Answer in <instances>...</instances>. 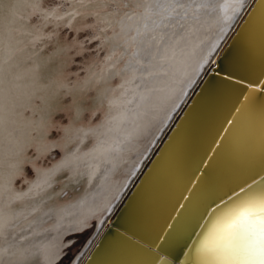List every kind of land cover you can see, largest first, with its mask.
I'll return each mask as SVG.
<instances>
[{"label": "bare ground", "instance_id": "1", "mask_svg": "<svg viewBox=\"0 0 264 264\" xmlns=\"http://www.w3.org/2000/svg\"><path fill=\"white\" fill-rule=\"evenodd\" d=\"M134 2V7L137 9L128 15L118 19L110 16L109 13L101 16L105 27L109 28L115 22L116 29L110 36H106L110 42V52H106L108 57L104 58L107 62L100 69L89 71L84 83L89 86L95 84L101 86L98 90L101 92L106 109L102 121L100 119V123L90 128H85L86 126L79 128L77 145H74L75 140L65 141L59 162H54L55 164L49 169H35V178L29 181L26 189L17 190L12 187L4 199L5 203L10 205L29 200L41 192L36 181H49L48 187H50L57 178V173L62 170L68 171L70 183L79 186L84 183V191L88 184L86 175L90 174L86 172L90 168L98 170L104 162L108 163V160L112 159L116 162L115 154L120 155L118 158L124 164L121 178L116 180L101 200L94 201L83 212H70L74 199L56 206L45 203L34 208L26 207L14 211L10 218L19 220L15 234L17 243L14 244L20 245L21 241L31 243L35 251L26 257L10 254L4 248L0 237V264H56L66 245L65 238H62L64 235L81 232L92 222L102 219L141 163L156 135L171 119L170 116L174 114V109L183 98L186 89L198 76L199 67L205 60L206 54L226 36L228 33L225 34L226 29L232 28L238 12V4L242 0H218L214 14L212 9L211 11L207 9L212 4L210 0H134ZM16 14L13 11L0 28V45H2L0 145L5 133L10 131L29 134V128L37 124L35 128L39 133V123L42 119V116L34 121L22 117L12 127L1 122L4 113L22 110L36 88L35 84L38 83L34 77L36 61L33 65H22L21 58L26 55L24 53L28 54L30 49L23 50L24 46H22L19 49L22 50L20 56L13 55L16 50L14 44L16 40L11 25L17 18H22H16ZM38 37L36 38L39 40ZM118 47L120 51L114 55L113 52ZM123 55L125 58L118 67L117 60ZM114 74L119 75L115 86L107 83ZM104 89H107L106 93ZM89 140L90 143L86 145ZM27 141L28 139L24 144ZM79 142L84 148L86 147V150L70 155L68 148H72L71 151L75 150L80 147ZM75 201H78V198ZM99 202H102L100 210L90 211L91 207ZM7 213L9 212H4L3 216ZM261 221H264V196L244 202L220 217L211 226L202 245V255L207 263L264 264V259L260 258L264 255L259 231Z\"/></svg>", "mask_w": 264, "mask_h": 264}, {"label": "water", "instance_id": "2", "mask_svg": "<svg viewBox=\"0 0 264 264\" xmlns=\"http://www.w3.org/2000/svg\"><path fill=\"white\" fill-rule=\"evenodd\" d=\"M232 24L71 264H208L213 223L264 196V0Z\"/></svg>", "mask_w": 264, "mask_h": 264}, {"label": "rangeland", "instance_id": "3", "mask_svg": "<svg viewBox=\"0 0 264 264\" xmlns=\"http://www.w3.org/2000/svg\"><path fill=\"white\" fill-rule=\"evenodd\" d=\"M24 1L0 0V28L13 11L17 13L16 18L22 17L17 18L11 25L14 30V40H16L14 41L16 50L13 55L20 56L19 53L22 50L19 49L22 46H24V48L22 47L23 50L27 48L32 50H29L28 54L24 53L26 55L21 58L22 65H33L36 61L34 77L38 83L35 84L36 88L22 110L4 113L1 122L12 127L22 117L34 121L42 116V119L39 123L40 134L36 132V124L29 128V134L23 135L20 132L10 131L5 133L2 138L0 145V215H2L0 216V237L4 243V248L10 254L26 257L33 254L35 249L31 243L24 241H21L22 243L17 244V246L14 244L17 243L15 234L18 230L17 222L19 221L17 218H10L14 211L26 209V207L27 209L34 208L42 204L45 205V203L56 206L74 199L70 212H83L94 201L101 200L104 194L113 187L116 180L121 178L124 164L118 158L120 155L115 154L116 162L111 159L108 160V163L107 161L104 162L101 165L102 168L101 166L98 170L90 168L86 172L87 174L90 173L86 175L89 185H86L84 191V183L80 186L70 183L68 171L62 170L57 173V178L50 187H48L49 181H36L41 192L33 198L15 205L5 203L4 199L12 187L17 190L26 189L29 181L35 178L37 168L49 169L57 161L59 162L65 141L75 140L74 145H77L79 128L85 126V128H90L102 121L106 109L101 92L98 90L101 86L96 84L89 86L84 83L89 76V71L98 70L107 62V59L104 58L108 57L106 52H110V42L106 36H110L111 32L116 29L115 22L109 28L105 27L101 16L109 13L110 16L118 19L137 8L134 7V0ZM125 11H127L126 14H124ZM71 18L72 20H70ZM37 36H39V40L36 38ZM1 48L2 45H0V52ZM38 51L39 53H36ZM116 51L113 52L114 55H117L120 48L118 47ZM124 58L125 55L117 60L118 67ZM118 78L119 75L114 74V77H110L107 83L115 86L118 83ZM106 90L103 91L106 93ZM67 133L68 137L66 138ZM27 139V143L24 144ZM89 143L90 140L86 145ZM81 144L80 147L72 151V148L69 147L70 155L73 156L86 150V147L84 148ZM105 166L107 167L105 168ZM80 194L81 196H78ZM75 197L78 198L79 202L75 201ZM102 202L94 204L90 211L100 210ZM7 211L9 213L3 216L4 212ZM95 228L96 222H92L87 229L81 232L64 235L62 238H65L64 243L66 245L56 264H71L86 246ZM14 229L16 230L14 231Z\"/></svg>", "mask_w": 264, "mask_h": 264}, {"label": "snow or ice", "instance_id": "4", "mask_svg": "<svg viewBox=\"0 0 264 264\" xmlns=\"http://www.w3.org/2000/svg\"><path fill=\"white\" fill-rule=\"evenodd\" d=\"M259 231H260V237H261V245H262V248H264V221L260 222ZM260 258L264 259V255H262Z\"/></svg>", "mask_w": 264, "mask_h": 264}]
</instances>
